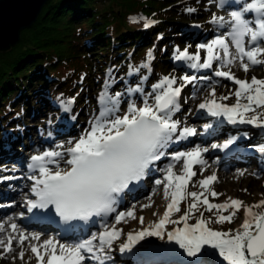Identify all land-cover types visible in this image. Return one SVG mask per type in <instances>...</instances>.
I'll return each mask as SVG.
<instances>
[{
  "label": "snow or ice",
  "instance_id": "1",
  "mask_svg": "<svg viewBox=\"0 0 264 264\" xmlns=\"http://www.w3.org/2000/svg\"><path fill=\"white\" fill-rule=\"evenodd\" d=\"M225 3L227 0H221V6ZM188 11L191 12L194 9H188ZM249 12L257 14L254 20L245 19ZM231 17L229 35L235 44L236 55L227 62L231 64L234 59L239 58L244 71L247 72L249 64L244 63L245 57L252 65L264 63L257 59L259 55L264 54V48L258 46L262 42L260 38H264V0L245 2L241 11L231 12ZM216 19L214 17L213 22H216ZM219 20L223 24L224 18L220 17ZM148 26L150 25H145V27ZM245 37H250L248 43L251 47L247 49L244 45ZM216 46L223 49L225 56L229 55L225 38L217 36L210 43L198 45V49H207V58L203 60V63H200L199 52L196 55H189L187 48L179 55H175L174 59L190 62L188 64L190 69H212L213 62L221 59L218 53L214 54L213 49ZM214 76L228 78L239 86L235 92L237 103L228 107L213 100L211 105L201 103L200 109H207L214 116H226L230 122L236 123L234 114L237 109L243 108L245 111H250L253 109V105L264 106V79L252 77L249 82L237 79L226 71H215ZM200 79H205V77ZM183 80L185 81L184 85L173 88L172 85L176 82L175 78L164 76L158 84L153 85V89L159 91V94H155V91L150 94L154 95V105H150L148 100L144 99V106L138 108L134 102L130 101L127 114L123 117L116 116L115 119L97 120L92 123L90 130H86L74 146L67 149L66 153L45 151L40 155H32L28 168L34 172L38 171L39 175L30 177L34 181L32 191L35 193V198L27 201L28 211L32 212L34 209L46 211L48 208H52L66 222L89 220L92 217L103 218L110 213H116L115 205L119 202L121 195L129 189L130 184L141 182L150 168L160 170L155 167V164L167 155L164 151L167 146L187 141L190 137L197 135L195 127H183L178 132L180 121L173 120L172 114L178 110V98L182 87L193 83L196 77L184 75ZM137 91H140L139 86ZM242 95L246 96L247 100V103L243 105L240 103ZM239 122L255 124L256 119L248 121L240 119ZM208 127L209 125H204V128ZM234 140L235 137H231L222 144H212L211 147L227 149L234 143ZM207 151V148L201 149L200 146H196L192 151H181L171 157L177 162L184 158V175L175 174L173 164L168 163L163 180H155L156 185L163 183L166 193L171 190L172 202L168 204L163 219L155 224L152 230L145 228L135 235L129 233L128 243L123 245L121 251L132 248L133 245L143 241L145 237L155 236L163 239V227L166 222L172 224L183 222L182 228L178 227L167 232V240L175 241L188 257H196L204 245H211L219 249L220 255L228 264H264V214L253 215L251 208H248L247 214L252 218H246L241 226L242 231H237L235 234L212 230L206 226V222L203 220L189 225L187 223L188 214L196 208L195 204H190L188 212L179 220L169 219L173 209L179 211L177 205L185 195L190 196L193 200L200 199L201 193L195 191L185 193V189L196 175L192 171L193 164L205 163L198 158L201 156V152L206 153ZM259 152L264 153V147H260ZM65 155L70 157L65 162L71 167L70 170L62 172L59 168L60 158ZM50 166H55L57 170L51 171ZM216 179V175H209L199 183L207 188ZM211 195L217 197L221 194L212 191ZM229 199L232 207L238 209L242 206L243 202L239 199ZM202 203L207 206L208 210H226L229 207L227 204L209 203L206 197ZM260 204L264 205V200L260 201ZM126 215L135 218L132 210L127 213L120 211L115 215V221L121 222ZM232 215H219L217 222H231ZM140 220L143 223V217ZM3 227L0 225V229ZM11 229L16 232L17 224L12 223ZM119 235L120 233L113 228L111 231L101 232L99 237L93 234L91 239L74 245L59 243L53 239H44L43 253L38 250L36 245L31 246V251L36 254L38 264H44L45 255H47V264H82L88 256L95 258L93 241L99 239L103 246L105 243L110 244ZM32 238L40 239L39 236L29 237L24 233H19L21 243ZM13 239L14 237L9 236L5 252L11 251ZM3 243L0 241V244ZM21 257H23V252H21Z\"/></svg>",
  "mask_w": 264,
  "mask_h": 264
},
{
  "label": "rangeland",
  "instance_id": "2",
  "mask_svg": "<svg viewBox=\"0 0 264 264\" xmlns=\"http://www.w3.org/2000/svg\"><path fill=\"white\" fill-rule=\"evenodd\" d=\"M119 3L122 4H129L127 7L128 15L130 16H139L140 11L143 12V5H155V0H117ZM183 1H189V3H193L194 0H167L165 5H169L168 8H180L179 4ZM214 2L213 6L209 7V10L206 11L209 15L206 19H203L202 17L194 18L192 20L191 27L194 29L196 33H199L204 29V27L207 25L208 21L213 22V18L216 19V23L220 25V29H217V33L213 34H207V36L200 40H193L189 41L185 45H180L179 50L173 49L170 56H165L169 63H166L168 65V69L163 70L161 74L155 75L154 73V66H152L150 74L151 79L149 82L144 83L145 76L141 75V83L137 84H131L129 83L127 87H124V85H119L120 82H117V78H119V73L115 74V83L112 84L114 86L110 87L109 82L111 79H108L107 76H105V80L102 82H99L100 84L93 85V90L95 95L91 97V102L86 105L84 103L83 110L79 112L76 121L72 119L71 117H68V122L65 124H61L58 127L53 128L52 124V118L50 116L44 117V119H39L35 121L33 124H39L38 127L35 129V136L34 138V145L29 146V152L28 156L30 155L31 150L36 149L39 153L43 154L45 151H60V152H67L68 148H71L74 146L75 142L78 141V139L83 135L86 130H90V127L92 123L96 122L97 120L104 121L107 119H115L116 116L123 117L128 112V106L129 102H134L136 106L143 107V101L144 99L148 100V103L150 105L155 104V99L153 94L155 91V94H159L158 90L153 89V85L158 84L164 76H169L170 78L174 77L176 82L172 85L173 88L175 87H181L185 84V81L183 80L184 75L194 76L195 71L198 69H195L194 71L189 72V67L187 69H184V66L186 65V61H176L174 59L175 55H179L180 52H182L185 48L188 49L189 55H196L197 52H199L200 55V63H203V60L207 58V49H198L199 44H207L210 43L212 39H215L217 36H223L225 39L228 40L230 45L229 53L231 54L232 59L236 55V48L235 44L232 42V38L229 35V32L231 31V9H227V6H232L231 8L235 9L234 11H239L238 5H235L234 3H225L223 6H221V0H211ZM244 2L251 3L252 0H244ZM167 8V9H168ZM223 17L224 21L223 24L220 23L219 18ZM151 18V17H148ZM148 20V19H147ZM189 20V19H187ZM191 20V19H190ZM215 23V22H213ZM71 37H66L65 39H70ZM250 37H245L244 45L247 48L251 47L249 45ZM63 46L66 45V43H62ZM259 47L264 48V41H262L259 45ZM214 54L218 53L221 57L219 61L213 62V68L208 69V72L206 73L203 71L201 74H196V81L198 82L201 80V77H206V79H202L200 81V84L188 83L186 87H182L181 93L179 94L178 98V110L174 111L172 116L173 120L180 121L178 125V131L181 130L183 127H195L197 129V135L192 136V138L189 142H184L179 147H173L168 148L166 151L167 155L165 156V159L159 163H157L156 168L160 169L159 171L162 172L161 174H164L166 172V168L168 163L173 164V172L177 175H184L183 171V159L179 162L174 161L171 159L173 155H175L178 152L181 151H192L196 146H200L201 149L207 148L211 149L212 144H216L214 141H212L211 135H209L208 130L212 128V125L210 123H206L203 118V111L199 108V105L201 103L207 102L208 99H221L225 103L228 104V106H231L233 103H237V98L235 96V92L238 89V85L234 84V81L223 78V77H215L214 72L215 71H226L229 72L232 76H235L239 79H244L246 81H251L252 77H256L257 79H264V63H261L259 65H252L250 61L247 60V58H244V63L249 64L248 71H244L243 64L241 63L240 59H234L231 64H229L227 59L225 58L223 49L219 48V46L214 47L213 49ZM150 54H148V57ZM229 59V60H230ZM257 59H260L264 61V54L259 55ZM166 60V61H167ZM150 62V60L147 58L144 60V63L147 65V63ZM190 63V62H189ZM70 64L73 65L75 69L78 70H85L88 67V61L86 59L82 58H75L70 61ZM183 65V66H181ZM138 72V71H137ZM123 77V76H121ZM117 83V84H116ZM139 86L140 91H137V87ZM118 88L120 91H118ZM131 89V91H129ZM126 92V93H125ZM119 93L120 95L117 96L116 94ZM226 97V99H225ZM188 98V101L186 99ZM241 105L246 104V96L242 95L240 98ZM68 105V103H67ZM82 107V106H81ZM63 111H67L68 109H64ZM65 115H69L67 113ZM63 113V112H62ZM71 115V114H70ZM234 116V119H236L237 123L241 126L245 124V127L248 128V131L253 133L255 136L264 134V106H255L253 105V109L250 111H245L243 108L237 109V112ZM236 117V118H235ZM255 118L256 123L255 124H249V123H240L239 120L243 119L245 121L251 120ZM229 122L228 125L232 127L231 122L227 119L226 121ZM209 125L208 128H204V125ZM234 128V127H233ZM260 133V134H259ZM43 138H47L44 143L41 142ZM261 140V139H260ZM248 143V142H246ZM254 147L259 149L260 147H264V141H257ZM247 147V146H246ZM203 153L202 160L205 162L203 164H198L192 167V171L196 173V175L192 178V180L189 182L187 188L185 189V193L187 192H198L201 193V197L199 200H193L190 196L185 195L184 198L179 200V204L177 207L179 208V211L177 212L175 209L170 213L169 219L170 220H179L181 216H183L186 212L189 210L190 204H195L196 208L193 209V211L189 212L188 214V220L187 223L189 225L195 224L198 220H203L206 222V226L210 227L212 230L215 231H225L226 227L224 226V222H217V217L219 215H232V220L229 222V224H233V229H231L235 234L237 231H242V227H238V224L241 223L240 226H242V221L246 218L251 219L252 216L245 214V208L249 207L252 209L253 215H260L264 212V205L260 204V201L264 200V172L260 169L258 166H252L250 167V163L253 160V156L251 158H246L240 160L241 164H235L236 159L233 160L231 163H223L221 165L217 164V161L219 160V156H214L209 153ZM69 156L65 155L60 158V166L65 167L66 160ZM257 161L264 163V156L260 155ZM11 164V163H10ZM9 165V164H8ZM10 166V165H9ZM8 168L7 173L5 174V171H0V225H3L4 227L0 229V241H3V244H0V264H38V260L36 257V254L31 251V246L36 245L38 250L43 253V240L44 235L51 236V239L54 241H57L59 243L68 244V245H74L78 242H82L84 240L89 239L92 237V232H89L91 235H86L83 240L80 239H73L70 240L68 238L61 237L62 233L61 231L57 230L55 233L50 232L47 230L40 231L42 229L40 228H34L33 226H27L24 223V216L21 215L23 213V205L22 204H14V198L12 197L9 192L12 190H15L16 182H18V185L20 182H22V179H18L22 174H24V167L22 169L18 168L15 171H11L10 167ZM0 167L2 165L0 164ZM51 171H56L55 166H50ZM230 173L229 177H225L226 173ZM4 173V175H3ZM27 175V172L25 173ZM209 175H216L217 179L214 182H211L207 188L200 185L199 181L202 179H205ZM161 179L163 180V176L160 175L159 177L152 179V177L147 179L146 186L140 190L138 194L132 195L128 197V204L122 205V209L117 208V212L113 213L112 216H110L106 220V224L109 222L114 221L115 222V215L119 214L120 211H123L126 213V211L129 208L133 209V212L135 214V218L131 219L132 217L125 216L122 218L121 222L113 224L110 229L115 228L117 231L122 227L130 225L135 219H138L139 215H145L146 210L151 207L157 206L159 208V211H166L167 205L172 202L171 198V190H169L167 193L164 190L163 183L161 185H156L155 180ZM228 179V181H227ZM4 181V182H3ZM30 182V185H26L24 189L19 190L21 191H29L31 188V185L34 183L31 179L27 180ZM17 185V186H18ZM229 185H232L229 187ZM158 187L157 194L155 198L148 202L146 199H143V205L141 208L137 207V204L134 203L136 200L141 199L142 197H145L148 195V193H151L154 188ZM223 188L228 189L232 188L234 189L236 199H239L242 201V206H240L238 209L231 206L230 199L226 202H222L220 197H213L211 195L212 191L219 192L220 189ZM219 190V191H218ZM246 190V191H245ZM28 193V192H27ZM221 196V195H220ZM207 198L209 203L212 204H227L229 207L226 210H208L207 206L202 203L204 198ZM14 202V203H13ZM21 203H26V201H21ZM134 206V207H133ZM3 208V209H1ZM17 208L20 209L22 212L20 215H17ZM137 211V213H136ZM14 213V217H10L9 214ZM211 215V216H210ZM145 217V216H144ZM209 218V221H208ZM113 222V223H114ZM16 223L18 226V230L16 232H13L11 229V224ZM227 223V221H226ZM208 224V225H207ZM184 226L183 222H180L179 224H172L170 223V227L176 228H182ZM154 227V226H153ZM153 227H150L152 229ZM238 227V228H237ZM40 229V230H39ZM142 231L143 229H137L136 233ZM19 233H24L29 237L39 236L40 239L36 240L34 238L25 240L23 243L19 240ZM96 235V234H95ZM9 236L14 237L13 242L11 244V251L5 252V247L7 246L8 238ZM123 237V236H121ZM126 238V237H125ZM94 247V257H97L98 251L102 252V258H95V260L92 256L86 257V260L82 262V264H105L104 261H111V260H121L122 258L120 254H122L120 251H118L116 248L117 246L114 245L112 247L111 245L104 244L103 246L98 245L97 243L93 242ZM211 245H204L202 247V251L198 255H211L209 258V261H217L218 256H215L211 254L210 249ZM212 250V249H211ZM184 251V250H183ZM181 249V254H182ZM217 251L218 255L220 256L219 249L216 247L214 249V252ZM21 252H23V257H21ZM210 252V254H209ZM197 255V256H198ZM184 256L186 257L185 263L182 261V259H179L182 264H194L196 257H188L186 253L184 252ZM123 258H126L127 256L122 254ZM132 260V259H131ZM134 261V260H132ZM125 261L119 264H124ZM44 264H47V255L44 257ZM111 264V262H110ZM207 264H210L207 263Z\"/></svg>",
  "mask_w": 264,
  "mask_h": 264
},
{
  "label": "trees",
  "instance_id": "3",
  "mask_svg": "<svg viewBox=\"0 0 264 264\" xmlns=\"http://www.w3.org/2000/svg\"><path fill=\"white\" fill-rule=\"evenodd\" d=\"M155 2L144 4L137 17L128 15L129 4L117 0H48L33 24L21 31L20 40L0 51V171L6 174L9 165L11 171L24 166L39 125L35 121L50 116L55 128L68 117L76 120L95 95L92 86L105 76L114 86V73H119L117 82L124 87L141 83V75L147 85L152 66L155 75L168 69L170 60L164 57L173 49L221 28L211 21L199 33L191 27L194 18L208 17L211 0L181 1L180 8L171 9L167 0ZM75 58L86 59L88 67L75 69L70 64ZM69 101L74 102L71 108ZM220 130L240 145L264 141V135L255 136L245 124L239 129L226 124ZM231 225L224 222L230 234ZM215 248L210 252L219 259L211 264H228Z\"/></svg>",
  "mask_w": 264,
  "mask_h": 264
},
{
  "label": "bare ground",
  "instance_id": "4",
  "mask_svg": "<svg viewBox=\"0 0 264 264\" xmlns=\"http://www.w3.org/2000/svg\"><path fill=\"white\" fill-rule=\"evenodd\" d=\"M231 1H234V0H231ZM238 1V3H242L244 0H237ZM236 1V2H237ZM254 17V16H253ZM203 71H205L206 73L208 72V69H203ZM143 106H144V104H143ZM67 112V111H66ZM234 116H236L235 114H234ZM236 118V117H235ZM76 120H74L73 122H75ZM67 122H68V120H67ZM65 123V122H64ZM179 132V131H178ZM208 133H209V135L212 133L211 132V130H208ZM178 134V133H177ZM192 138H194V137H190L187 141H184V142H189ZM46 139L47 138H43L42 140H41V142L42 143H44L45 141H46ZM168 147V146H167ZM165 148L164 149V151H167L168 150V148ZM253 156V160L251 161V163H250V167H252V166H258L259 167V170L261 169L263 172H264V163L263 162H260V161H257V159L259 158V156H260V154H256V153H251V152H249L247 155H242V154H237L235 157H237V159H236V163L235 164H241V165H243V163H241V161L240 160H242V158L243 159H246V158H251ZM70 157H68V159H69ZM232 159V158H231ZM227 159V161H230V162H233V160L234 159ZM160 161H157L156 162V164H155V167H156V165H157V163H159ZM65 167H63V166H60L59 168H60V170L62 171V172H64V171H68V170H70V165H68L67 163L64 165ZM150 171L152 170L151 168L149 169ZM27 171H24V174H22L18 179H22V182H20L19 183V185H18V182H16L15 184H13L14 186H16V188H15V190H12V191H10L9 192V194L12 196V197H15L14 198V204H22L23 206H24V204L25 203H21V201H26L27 199H28V197L30 198V197H33L34 196V194L33 193H31L30 192V189H29V192L28 191H19V190H22V189H24L25 188V186L27 185H30V182H28L27 180L28 179H30V177L31 176H33V175H36V174H33V175H27V174H25ZM230 173L231 172H229V173H226V175H225V177H229L230 176ZM37 176V175H36ZM147 176V179L148 178H150L151 177V175H150V173L148 172V175H146ZM227 181H228V179H227ZM4 182V181H3ZM18 185V186H17ZM232 185H229V187H231ZM159 188L158 187H156V188H154L153 189V191L151 192V193H148V195L147 196H145V197H142L141 199H138V200H136L134 203H136L137 204V207L138 208H141V206L143 205V199H146V201H148V202H151L154 198H155V196H156V194H157V190H158ZM219 191V190H218ZM28 192V193H27ZM218 193H220L221 194V196L219 195V196H217V197H220V199H221V201L222 202H226V201H228L229 200V198H231V199H236L235 198V195H233L234 193H235V191H234V189H232V188H228V189H223V188H221L220 189V191L218 192ZM130 195H132V193H126V199L124 200V205H126V204H128L129 202H128V197L130 196ZM120 203V202H119ZM158 206V205H157ZM157 206H155V207H151V208H148L147 210H146V214L145 215H139L138 217V219H135L130 225H128V226H125V227H121L119 230H118V232L120 233V235L117 237V238H115V239H113L112 241H111V243L109 244V245H111L112 247H114V245H116L117 246V250L118 251H120L121 252V245H124V244H127L128 243V240L125 238L129 233H133L134 235L136 234V231H137V229H145V228H147V229H149L150 227H153V226H155V224H157L161 219H163V214H164V212L165 211H162V212H160L159 211V208L157 207ZM1 209H3V208H1ZM22 210L23 211H25L23 208H22ZM17 215H20L21 214V210L20 209H18L17 208ZM252 212V211H251ZM14 213L15 212H13V213H11V214H9L10 215V217H14L13 215H14ZM136 213H137V211H136ZM264 213V212H263ZM263 213H261V214H263ZM22 215V214H21ZM145 216V217H144ZM211 216V215H210ZM136 217V216H135ZM141 217H143V223H141V220H140V218ZM131 219H133V217L131 218ZM114 221H112V222H109V223H107L106 224V222L103 224V226L101 227V228H98V229H103V228H105V229H110V227L113 225V224H115L116 223V221L113 223ZM242 224H243V221H242ZM105 225H106V227H105ZM241 225V223L240 224H238V227H241L240 226ZM94 226H92L91 225V227H90V230H89V232H91V231H93V228ZM237 227V228H238ZM231 228L233 229V224L231 225ZM40 230V229H39ZM57 230H59V231H61V233L63 234V235H61V237H63V238H68V239H70V240H73V238H71L69 235H65L64 233H63V231H62V229L61 228H56V229H54V233L57 231ZM169 230H171L170 229V223H168V222H166L165 223V225H164V227H163V231H169ZM40 231H43V230H40ZM97 231V230H96ZM140 231V230H139ZM93 233H95V232H93ZM232 233H234V232H232ZM91 235V234H90ZM93 235V234H92ZM121 236H123V237H121ZM44 237V239H51V236H49V235H44L43 236ZM126 239V240H125ZM98 242H99V239H98ZM178 249H179V251H178V255H179V258H181L182 259V261H184L183 263H185V261H186V257L184 256V255H182L181 254V256H180V251H181V249L179 248V245H178ZM183 251V250H182ZM201 251H202V249H201ZM200 251V252H201ZM122 253V252H121ZM102 254V252L101 251H98V253H97V257H95V258H102V257H100V255ZM124 255H126L127 257H129L130 258V256L128 255V254H124ZM102 256V255H101ZM123 258L122 257V254H120V256H119V258ZM207 257V255H198V256H196V258L198 259H201V258H203V260H200L199 262H198V264H207V263H209L210 261H209V259H207L206 258ZM94 258V259H95ZM175 258H177V254H176V257ZM131 259V258H130ZM95 260H97V259H95ZM110 262H111V264H115V263H113L112 261H104V263L105 264H110ZM116 264H118V263H116Z\"/></svg>",
  "mask_w": 264,
  "mask_h": 264
},
{
  "label": "water",
  "instance_id": "5",
  "mask_svg": "<svg viewBox=\"0 0 264 264\" xmlns=\"http://www.w3.org/2000/svg\"><path fill=\"white\" fill-rule=\"evenodd\" d=\"M47 1L0 0V51L20 40L21 31L33 24Z\"/></svg>",
  "mask_w": 264,
  "mask_h": 264
},
{
  "label": "flooded vegetation",
  "instance_id": "6",
  "mask_svg": "<svg viewBox=\"0 0 264 264\" xmlns=\"http://www.w3.org/2000/svg\"><path fill=\"white\" fill-rule=\"evenodd\" d=\"M148 49V48H147Z\"/></svg>",
  "mask_w": 264,
  "mask_h": 264
}]
</instances>
